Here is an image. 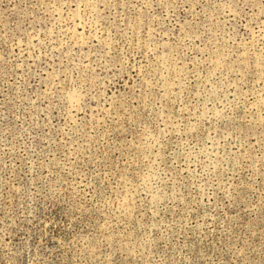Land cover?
I'll list each match as a JSON object with an SVG mask.
<instances>
[{
    "label": "rangeland",
    "instance_id": "obj_1",
    "mask_svg": "<svg viewBox=\"0 0 264 264\" xmlns=\"http://www.w3.org/2000/svg\"><path fill=\"white\" fill-rule=\"evenodd\" d=\"M0 264H264V0H0Z\"/></svg>",
    "mask_w": 264,
    "mask_h": 264
}]
</instances>
